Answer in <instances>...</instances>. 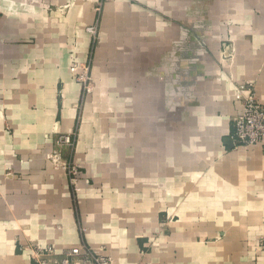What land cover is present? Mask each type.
<instances>
[{
    "label": "crops",
    "instance_id": "obj_1",
    "mask_svg": "<svg viewBox=\"0 0 264 264\" xmlns=\"http://www.w3.org/2000/svg\"><path fill=\"white\" fill-rule=\"evenodd\" d=\"M95 2L0 0V264H51L79 245L105 253L112 264H137L139 254L145 264H264V248L258 244L259 237L264 239L263 221L258 239L247 242L245 252L232 236L235 216L264 218V147L236 146L232 121L241 109L236 101L240 89L246 96L254 91L264 103L262 18L251 19L261 27L250 24L248 29L258 32L248 30L240 39L241 56L232 67L218 63L214 48L189 52L149 48L141 54L152 59L136 67L131 87L146 92L144 101L135 91L132 96L137 110L146 116L147 170L155 176L159 170V182L178 185L176 192L169 196L132 192L125 206L120 196L121 204L115 207H121L118 214L124 217L112 224L105 215L99 218L106 199L92 192L88 178L78 183L75 197L65 180L50 175L45 181L20 177L36 174L42 166L36 160L37 149L46 136L74 124L70 104L78 87L68 84L66 98L59 99L56 80L66 66L62 60H51L44 67L39 59L67 54L64 41L74 39L76 24L84 29L91 23ZM185 2L117 0L109 9L115 18L114 34L122 39L123 25L130 24L134 40L170 42L178 35L185 46L186 33L168 29L169 17ZM185 20L177 17L174 24ZM84 33L80 39L88 46L90 36ZM28 41L36 45H27ZM43 41H52L55 47L45 50ZM30 72L35 76L24 75ZM249 82L251 87L245 85ZM142 104L145 109L139 107ZM170 153L178 154V159H166ZM221 156L219 166L214 162ZM191 157L194 160L188 161ZM188 171L200 173L195 175L194 189L187 187L192 183ZM135 180L131 185L138 191ZM188 217L212 219L203 225ZM215 217H227L230 223L215 225Z\"/></svg>",
    "mask_w": 264,
    "mask_h": 264
},
{
    "label": "rangeland",
    "instance_id": "obj_2",
    "mask_svg": "<svg viewBox=\"0 0 264 264\" xmlns=\"http://www.w3.org/2000/svg\"><path fill=\"white\" fill-rule=\"evenodd\" d=\"M95 3L92 9L95 15L91 23L85 25L84 29L82 25L76 24L73 27L74 39L64 41L63 46L67 47V54L55 58L41 56L39 59L41 61L39 63H43L44 67L51 60H58V62L62 60L65 64L67 71L60 74L62 76L59 75L56 80L59 99L66 98L68 84L78 87L77 94L72 95L70 104L74 124L69 130H60L58 127L46 136L43 142L38 144L40 148L37 149L40 151L37 152L36 160L43 162L42 166L36 174L28 172L24 173L25 177L21 174L20 177L28 181L32 179L40 181V178L45 181V177L50 175L59 178V182L65 180L70 184L75 197L78 183L88 178L92 192L106 199L99 218L105 215L114 224L119 218L124 217L121 212L118 214L121 207H115L116 204L119 206L121 204L120 196L124 197L122 203L125 206L129 204L132 192L139 195L154 192L169 196L178 188L175 184L160 183L159 170H156V176L153 170H147L150 154L146 145L148 138L146 136L147 122L144 120L146 116H142L141 111L137 110L138 106L133 104L136 100L132 96L138 93L140 101H144L146 92L142 90L137 92L131 87L132 74L136 67L152 59L151 55L142 57L141 54L149 48H185L188 52L214 48L217 50L218 63L232 67L241 56L240 46L244 42L240 39H244L248 30H251V33L258 32L254 28H248L253 22L251 19H264V0H186L185 6L181 4V9L175 8L174 15L169 17L170 25L168 26V29L176 28L186 33L185 46L180 44L178 35L170 42L167 41L168 43L158 39L153 42L134 40L130 24L123 25L121 39V35L114 34L115 18L112 19L113 13L109 12L110 7L117 4V0H96ZM152 10L162 15L159 10L155 8ZM244 12L255 16L248 18ZM105 13L106 25L104 24ZM180 16L186 18L185 22L174 24ZM256 22L252 24L258 27L260 24ZM261 29L264 31V25ZM83 33L90 36L88 46H85L80 39ZM27 45L34 47L36 44L34 41H28ZM52 47H55L52 41H43L45 50ZM59 48L62 47L59 45ZM25 59L28 60V58ZM24 75L28 78L34 77L35 72ZM240 85L241 88L244 87ZM245 85L251 87L252 83ZM237 94L241 98L246 97L241 89ZM249 95L259 100L254 91ZM139 107L145 109L143 104ZM136 116L140 118L136 120ZM171 144L173 146L172 141ZM177 155L170 153L166 159L176 161ZM222 159L221 156L215 159L214 163L218 162L217 164L221 166L224 161ZM190 160L194 159L188 158V161ZM190 171H188L187 180L192 183L187 187L194 189L195 175L199 176L200 173L196 174L194 171L190 173ZM133 179L138 182V191L133 190L134 185H131ZM126 198H129V201ZM77 206L78 201L75 204L76 208ZM240 212L243 211L236 210V213ZM172 216L174 215L169 217ZM139 219L143 218L139 217ZM177 219L179 218L175 215L173 220ZM187 219H192V222L197 220L196 222L204 225L212 218L188 217ZM233 221L232 236L235 237L236 246L241 249V252H245L247 242L258 239L257 229L260 222H264V218L260 220L259 217L239 215L235 216ZM218 222L220 223L218 225L226 226L230 220L227 217H215V225ZM155 242L157 247L159 242L156 240ZM258 244L264 248L263 237H259ZM257 256L258 254L255 257L256 260ZM144 260L139 254L137 264L141 262L145 264Z\"/></svg>",
    "mask_w": 264,
    "mask_h": 264
},
{
    "label": "built area",
    "instance_id": "obj_3",
    "mask_svg": "<svg viewBox=\"0 0 264 264\" xmlns=\"http://www.w3.org/2000/svg\"><path fill=\"white\" fill-rule=\"evenodd\" d=\"M240 102V111L234 115L233 141L236 146L260 145L264 147V103L253 95L245 98L237 97ZM49 254H53L52 248H47ZM51 264H112L109 256L97 253L92 248L79 245L65 251L60 260H50ZM42 264H48L42 261Z\"/></svg>",
    "mask_w": 264,
    "mask_h": 264
}]
</instances>
